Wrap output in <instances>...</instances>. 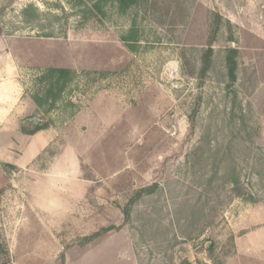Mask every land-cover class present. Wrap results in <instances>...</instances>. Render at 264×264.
Here are the masks:
<instances>
[{"label":"rangeland","instance_id":"1","mask_svg":"<svg viewBox=\"0 0 264 264\" xmlns=\"http://www.w3.org/2000/svg\"><path fill=\"white\" fill-rule=\"evenodd\" d=\"M8 106L0 264H264V0H0Z\"/></svg>","mask_w":264,"mask_h":264},{"label":"crops","instance_id":"2","mask_svg":"<svg viewBox=\"0 0 264 264\" xmlns=\"http://www.w3.org/2000/svg\"><path fill=\"white\" fill-rule=\"evenodd\" d=\"M13 110V107L10 106L7 109H0V126L4 125L5 127L0 130V155L5 157L7 155H13V149L17 148L18 143L21 157L17 161L19 164H15V166L26 168L45 151L49 146L51 138L49 131L45 128H40L38 120L35 118L24 119L22 121V131H15L16 126L12 124L14 123L12 120L15 117L14 114L12 115ZM0 161L10 163L5 158H0ZM76 255L74 251L67 253L64 257L63 264H76Z\"/></svg>","mask_w":264,"mask_h":264},{"label":"trees","instance_id":"3","mask_svg":"<svg viewBox=\"0 0 264 264\" xmlns=\"http://www.w3.org/2000/svg\"><path fill=\"white\" fill-rule=\"evenodd\" d=\"M211 53H212V50L207 49L206 53L204 54V57H203L204 70H206V68L209 65V57H210ZM228 69H229V77L231 78V80H233L234 79V65L230 61L228 62ZM108 231H110V230H103L102 232L93 234L92 236L86 238L83 241L82 245H85L87 243L94 241L95 239L100 237L103 233H106Z\"/></svg>","mask_w":264,"mask_h":264}]
</instances>
